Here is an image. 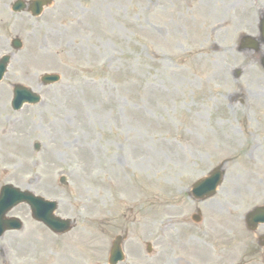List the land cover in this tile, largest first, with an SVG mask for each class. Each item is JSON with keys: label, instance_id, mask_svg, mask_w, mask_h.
Here are the masks:
<instances>
[{"label": "rangeland", "instance_id": "374dc122", "mask_svg": "<svg viewBox=\"0 0 264 264\" xmlns=\"http://www.w3.org/2000/svg\"><path fill=\"white\" fill-rule=\"evenodd\" d=\"M213 1L54 0L40 18H11L2 6L0 58H11L0 82V188L56 201V215L74 228L53 235L20 205L8 216L23 228L0 238V264H107L118 234L128 236L122 264L193 262L196 240L187 241L196 229L162 233L168 216L183 224L195 208L210 220L226 216L229 202L235 215L255 205L264 178V75L251 52L234 48L241 34H257V19L255 30L234 35L225 25L227 0H216V13ZM43 74L60 79L43 85ZM15 84L41 102L13 111ZM244 122L261 134L249 165ZM218 166L225 176L216 195L194 203L188 188ZM244 186L249 201L235 196Z\"/></svg>", "mask_w": 264, "mask_h": 264}, {"label": "flooded vegetation", "instance_id": "af4514ba", "mask_svg": "<svg viewBox=\"0 0 264 264\" xmlns=\"http://www.w3.org/2000/svg\"><path fill=\"white\" fill-rule=\"evenodd\" d=\"M248 0H238L237 6L245 9ZM12 0L2 6L10 9ZM235 5H232L234 7ZM264 186V184H263ZM250 190V189H249ZM258 194V195H257ZM263 211L258 216H234L228 211L223 219H206L197 224L196 246L193 262L178 258L179 264H264V187L255 193ZM233 208L232 203L230 204ZM189 249H182L186 253ZM175 259L165 258L162 264H178Z\"/></svg>", "mask_w": 264, "mask_h": 264}, {"label": "water", "instance_id": "95a60500", "mask_svg": "<svg viewBox=\"0 0 264 264\" xmlns=\"http://www.w3.org/2000/svg\"><path fill=\"white\" fill-rule=\"evenodd\" d=\"M19 47L20 43L18 41L14 42V48L17 49ZM7 62V57H4L0 61V80L5 72ZM57 80L58 77L54 75H45L42 77V81L44 83H53ZM13 95L12 107L16 110L19 109L24 103L34 104L39 101L37 96L21 86L14 87ZM220 177L221 173L215 172L210 178L196 183L194 186V193L205 196L211 195L215 187L220 183ZM20 202L29 204L33 218L44 223L52 231L66 232L70 229L68 226V221H61L51 215V212L55 209L54 203L46 202L43 199L35 197L26 192H20L11 186H4L0 191V235L5 230L19 229L21 227L18 220H7L4 218V215L7 213V211ZM112 258V263H116L121 259L119 247L116 245H114L112 250Z\"/></svg>", "mask_w": 264, "mask_h": 264}, {"label": "bare ground", "instance_id": "6f19581e", "mask_svg": "<svg viewBox=\"0 0 264 264\" xmlns=\"http://www.w3.org/2000/svg\"><path fill=\"white\" fill-rule=\"evenodd\" d=\"M215 7H216V11H215V13L219 10L218 9V7H217V4H215ZM201 14H203V15H205V16H209L210 18H212L213 19V17H211L212 16V12H205V11H201L200 12ZM219 13V12H218ZM222 13V11L220 12V14ZM217 16V15H216ZM229 19H228V17L227 16H225V24H228L229 25ZM221 23V22H220ZM230 27H232V25H229ZM229 27V28H230ZM21 65H19V67H20ZM23 68H20L19 69V71L20 70H22ZM5 133V132H4ZM6 133H8V132H6ZM6 137V134H4V138ZM23 181L25 182V184H28V183H32L33 182V178L32 179H30V178H25V179H23ZM169 230V229H168ZM167 230V231H168Z\"/></svg>", "mask_w": 264, "mask_h": 264}]
</instances>
